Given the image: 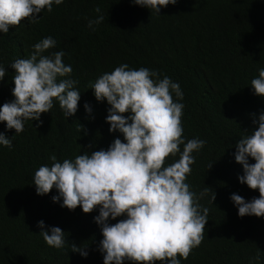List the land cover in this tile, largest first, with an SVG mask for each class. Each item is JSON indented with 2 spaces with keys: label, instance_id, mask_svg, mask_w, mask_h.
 <instances>
[{
  "label": "trees",
  "instance_id": "16d2710c",
  "mask_svg": "<svg viewBox=\"0 0 264 264\" xmlns=\"http://www.w3.org/2000/svg\"><path fill=\"white\" fill-rule=\"evenodd\" d=\"M97 7L105 20L93 30L88 21L99 15ZM39 16L38 23L22 20L18 25L23 38L14 35L15 26L0 33V66L6 72L0 80V106L6 97L14 98L10 60L21 59L28 45L49 36L56 41L49 55L65 53L63 62L72 67L65 78L78 81L81 96L74 116L66 118L54 101L50 112L41 114L40 127L29 121L19 134H8L0 122V132L13 144L11 149L0 145V264H103L98 250L103 237L93 220L98 209L84 214L79 206L71 211L61 207L62 200L52 201L57 190L37 195L32 177L40 166H51L53 154L62 162L123 140L119 132L108 131L110 106L97 102L89 89L90 82L121 64L158 70L161 78L179 83L182 138L206 142L192 153L195 162L185 182L200 197L201 208L208 209V222L201 244L180 264H264V217H239L230 199L233 193L246 201L259 197L258 190L239 183L243 169L234 153L244 132L257 127L253 119L264 112V97L250 87L264 68V0H178L159 14L130 0H64ZM86 102L91 113L85 111ZM178 159L179 153L169 156L166 166ZM206 187L208 192L200 196ZM39 221L45 230L59 227L65 232L63 248L46 245ZM72 244L84 248L87 257L72 252Z\"/></svg>",
  "mask_w": 264,
  "mask_h": 264
},
{
  "label": "clouds",
  "instance_id": "9594fccd",
  "mask_svg": "<svg viewBox=\"0 0 264 264\" xmlns=\"http://www.w3.org/2000/svg\"><path fill=\"white\" fill-rule=\"evenodd\" d=\"M63 2L0 0V33L6 34L9 27L15 26L14 35L23 38L18 26L22 20L38 23L42 17L37 14L44 10L51 12L54 4ZM130 3L159 14L161 8L175 5L178 0H130ZM94 11L99 15L88 21L90 28L105 20L99 7ZM35 42L26 47L28 51L21 59L9 62L14 70V98L10 101L6 97L0 106V122H4V131L8 134L23 132L29 121L40 127L41 114L49 113L54 101L66 118L78 110L81 92L75 87L78 81L65 78L72 73L71 65L63 62L65 53L61 50L49 55V49L56 46L51 36ZM5 75L4 66H0V80ZM250 84L255 95L264 97V68L258 69V77ZM89 89L93 90L97 102L106 101L110 106L105 118L108 131L119 132L123 140L116 138L107 150L91 153L85 150L74 159L62 162L57 161L55 154L51 155V166H40L32 177L36 194L43 196L55 188L58 195L52 196V201L62 200L61 207L71 211L79 206L84 214L98 209L93 220L103 237L98 247L103 264H125L126 261L128 264H180L181 259L187 260L191 251L201 244L208 222V209L201 208L200 197L185 182L195 162L192 153L206 142L195 138L185 142L182 138L184 104L178 102L183 100L180 84L166 75L161 78L158 70L131 69L128 64H121L94 83L90 82ZM84 108L86 113L92 112L87 102ZM252 122L257 127L244 132L237 141L234 159L243 169L239 183L258 190L259 197L246 201L233 193L230 199L239 217H264V112ZM80 130H84L83 125ZM0 145L11 149L12 139L0 132ZM178 153L179 159L166 166L167 158ZM250 159L254 163H249ZM215 198L213 191L211 201ZM118 217L124 218L117 220ZM110 220L117 222L109 223ZM37 227L46 245L56 249L65 246V232L61 228L45 230L43 221ZM71 248L82 257L88 255L75 244Z\"/></svg>",
  "mask_w": 264,
  "mask_h": 264
}]
</instances>
